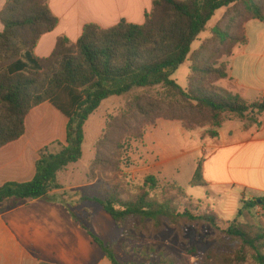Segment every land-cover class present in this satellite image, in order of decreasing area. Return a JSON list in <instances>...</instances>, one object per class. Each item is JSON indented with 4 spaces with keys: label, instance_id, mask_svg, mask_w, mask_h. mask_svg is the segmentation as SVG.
I'll use <instances>...</instances> for the list:
<instances>
[{
    "label": "trees",
    "instance_id": "16d2710c",
    "mask_svg": "<svg viewBox=\"0 0 264 264\" xmlns=\"http://www.w3.org/2000/svg\"><path fill=\"white\" fill-rule=\"evenodd\" d=\"M3 1L0 149L24 136L27 117L44 103H50L68 123L66 145L56 142L39 152L33 181L0 188V212L11 199L57 201L50 196L62 188L57 176L82 159L85 125L102 102L135 88L162 86L155 94L128 102L108 120L95 144L90 176L105 174L112 179L103 182L101 198L82 201L99 204L123 237L134 231L158 235L166 222L178 230L185 224L211 227L220 242L194 264H264V221L255 214L257 208L264 210V199L242 201L236 220L225 222L210 208L199 211L202 207L180 187L161 188L152 176L137 194H131L124 186L128 177L123 172L128 143L143 140L146 130L160 120L179 122L186 131L209 127L211 138L218 137L230 114L259 125L256 117L264 112V101L248 103L216 85L229 78L228 64L222 60L248 42L246 24L264 22V0H153L143 25L122 21L106 29L88 24L75 43L60 37L47 58H38L35 49L59 24L50 0ZM220 9L226 12L213 37L192 54V45ZM188 60L195 66L184 89L171 77ZM204 162V158L197 162L190 186L208 187ZM91 237L111 264H124L117 258L116 244ZM143 264L180 263L176 257L160 256Z\"/></svg>",
    "mask_w": 264,
    "mask_h": 264
},
{
    "label": "crops",
    "instance_id": "0c3cea01",
    "mask_svg": "<svg viewBox=\"0 0 264 264\" xmlns=\"http://www.w3.org/2000/svg\"><path fill=\"white\" fill-rule=\"evenodd\" d=\"M3 6L0 0V11ZM152 6L153 0H50V9L59 24L41 38L35 55L49 57L60 37L77 42L88 24L106 29L122 21L143 25ZM246 35L247 44L237 46L227 59L229 78L217 84H223V91L256 103L264 101V22H248ZM256 119L259 125L230 114L217 138L206 137V128L197 129L202 142L199 149L203 156L209 153L204 157V178L208 182L205 188H222V200L230 190L241 200V206L242 201L264 199V112ZM67 123V118L50 103L33 109L26 119L24 136L0 149V188L7 183L33 181L39 152L56 142L66 145ZM59 184L62 188L50 193L57 201L11 199L0 212V264H62L65 249L42 245L39 239L44 233L59 237L66 229L68 215L71 222L81 223L66 200L57 196L66 190Z\"/></svg>",
    "mask_w": 264,
    "mask_h": 264
},
{
    "label": "rangeland",
    "instance_id": "374dc122",
    "mask_svg": "<svg viewBox=\"0 0 264 264\" xmlns=\"http://www.w3.org/2000/svg\"><path fill=\"white\" fill-rule=\"evenodd\" d=\"M225 12L226 9L216 12L206 31L201 33L192 45V54L199 49L202 42L213 37V31ZM222 61L227 63L226 58ZM194 66V62L188 60L173 72L171 78L182 88L187 89ZM216 86L219 89L224 87L223 84ZM161 90L162 86L135 88L125 95L112 96L102 102L100 108L86 123L82 159L66 167L57 176V181L66 187V190L57 196L66 200L68 206L79 215L81 223L71 222L67 214L68 224L64 231L61 230L59 237L55 238L46 233L39 236L42 245H60L61 249H65L62 264H110L88 231L105 244L111 246L116 244L117 258L124 264H143L145 261L153 263L160 259V256L176 257L180 264H194L220 242L213 229L207 225L185 224L178 230L167 222L165 229L158 235L137 234L134 231L123 237L122 231L99 204L82 201L84 198H101L103 182L112 179L105 174L98 178L90 176L96 154L95 144L101 138L108 120L117 116L125 104L136 97L155 94ZM206 129H208L206 137L211 138L210 128ZM201 143L197 129L186 131L179 122L158 121L155 126L146 130L143 140L128 143L123 166V172L128 178L124 179V186L131 194H137L148 176H154L161 188L172 184L183 189L202 207L199 211L210 208L221 221L233 222L241 209V200L235 194L227 190L228 193L222 200L220 187L208 189L190 186L197 162L209 154L207 152L203 156L199 149ZM255 214L264 221L261 208H257Z\"/></svg>",
    "mask_w": 264,
    "mask_h": 264
},
{
    "label": "built area",
    "instance_id": "2783aa9c",
    "mask_svg": "<svg viewBox=\"0 0 264 264\" xmlns=\"http://www.w3.org/2000/svg\"><path fill=\"white\" fill-rule=\"evenodd\" d=\"M262 213H264V210H262Z\"/></svg>",
    "mask_w": 264,
    "mask_h": 264
}]
</instances>
